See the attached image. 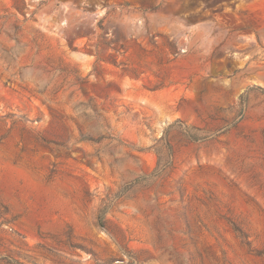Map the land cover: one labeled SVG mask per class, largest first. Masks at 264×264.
<instances>
[{
  "label": "rangeland",
  "instance_id": "1",
  "mask_svg": "<svg viewBox=\"0 0 264 264\" xmlns=\"http://www.w3.org/2000/svg\"><path fill=\"white\" fill-rule=\"evenodd\" d=\"M0 264H264V0H0Z\"/></svg>",
  "mask_w": 264,
  "mask_h": 264
}]
</instances>
